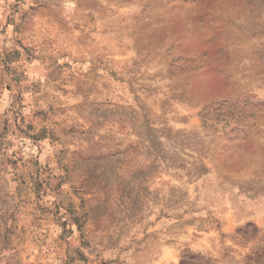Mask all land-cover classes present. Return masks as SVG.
Here are the masks:
<instances>
[{"label": "rangeland", "instance_id": "374dc122", "mask_svg": "<svg viewBox=\"0 0 264 264\" xmlns=\"http://www.w3.org/2000/svg\"><path fill=\"white\" fill-rule=\"evenodd\" d=\"M64 1L0 0V264H264V0Z\"/></svg>", "mask_w": 264, "mask_h": 264}, {"label": "trees", "instance_id": "16d2710c", "mask_svg": "<svg viewBox=\"0 0 264 264\" xmlns=\"http://www.w3.org/2000/svg\"><path fill=\"white\" fill-rule=\"evenodd\" d=\"M248 227L249 228H251V230H252V233L253 234H256L255 236H257V233H258V231H259V228L258 227H256L255 225H254V223H249L248 224ZM251 238H252V236H251ZM254 238H256V237H254ZM251 240L252 239H245V243L246 244H248V243H250L251 242ZM195 259H193V257H192V259L193 260H195L197 263H198V261L199 262H202V261H204V260H199L198 258H196V257H194ZM261 259H262V254L258 257V263L261 261ZM233 260L235 261L236 259L233 257ZM248 260H249V253H245V255H244V263L245 264H247L248 263ZM237 262H240V260H236V263ZM204 264H208V262H205Z\"/></svg>", "mask_w": 264, "mask_h": 264}, {"label": "crops", "instance_id": "0c3cea01", "mask_svg": "<svg viewBox=\"0 0 264 264\" xmlns=\"http://www.w3.org/2000/svg\"><path fill=\"white\" fill-rule=\"evenodd\" d=\"M65 1H68V0H65ZM65 1L63 2V3H65ZM71 1V0H70ZM79 31H81V30H79ZM94 36H96L95 34H93ZM86 36H88V35H86L85 34V36H84V38H86ZM92 36V35H91ZM87 38H90V37H87ZM127 109H130V108H127ZM123 133V132H122ZM132 136V135H131ZM169 167V165L167 164V168Z\"/></svg>", "mask_w": 264, "mask_h": 264}]
</instances>
